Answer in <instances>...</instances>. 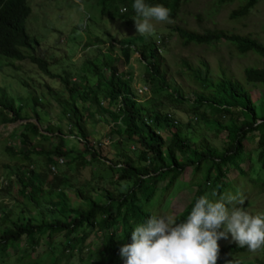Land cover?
<instances>
[{
	"label": "trees",
	"instance_id": "trees-1",
	"mask_svg": "<svg viewBox=\"0 0 264 264\" xmlns=\"http://www.w3.org/2000/svg\"><path fill=\"white\" fill-rule=\"evenodd\" d=\"M184 1L145 0V3L163 5L170 10L173 18ZM223 1L231 0H217L218 3ZM256 1L238 0L236 6L228 11V17L234 20L246 16ZM133 3L134 0L97 1L101 17H116L125 23L135 17ZM120 6L124 7L122 12L118 11ZM29 12L26 0H0V55L17 60L27 58L44 74L50 77L57 75L68 99L65 102L68 108L63 111L68 120V132L83 140L84 149L90 148L86 145L89 134L86 128L87 117H93L97 112L112 121L113 128H110V132L121 136L116 142L132 144L135 157L131 158L121 151V160H105L106 167L115 176L108 182L116 185V190L105 188L104 199L100 200L91 194L94 184L87 186V190L75 189L79 200L74 204L67 203L68 196L62 189L66 181L64 176L54 173L47 180L45 173L39 174L32 168L27 172L18 169L14 178L18 185L15 191L25 201L17 209L14 218L11 217L14 211L0 207V260L9 259L17 264H52L55 261L59 264L58 257L63 251L69 255L73 252L86 255L84 239L90 231H98L101 245L96 250L97 264H118L122 261L119 249L122 245L131 243V231L154 215L152 208L159 202L161 195L173 185H179L180 174L187 166L190 167L191 177L186 182L183 181V184L194 188L189 201L173 216L177 222L186 220L200 196H210L213 190L222 194L226 191V183L232 179H236L237 185L242 188L243 196L254 187L262 188L254 184L249 189L246 177L248 167L243 169L240 163L249 156L244 143L248 137L253 136L256 138L255 158L260 167L264 168V95H260L257 102L250 95L252 87L264 89V66L244 65L240 71L243 76L241 81L223 69L216 76H210L207 64L202 61L197 67L185 64L193 83V97L188 106L192 112L201 109L200 117L204 124L223 132L224 146L218 149L203 137L191 141L181 136L171 113L150 109L141 104L131 85V72L120 71L114 64L113 60L118 58L123 64L128 62L131 54L137 52V59L143 64L144 83L155 84L156 89L164 91L169 100L187 101L177 86H172L163 79L165 68L159 52L163 44L160 36L133 34L121 37L118 39V56L103 54L101 65L106 69V75H102L97 62L89 61V69L83 70L96 75V80L89 81L85 75H79L80 72L75 74L78 75L77 80H72L67 72L54 74L49 70L48 65L54 58L46 59L33 53L34 45H38V42L24 28ZM172 30L183 45L215 44L222 40L231 44L239 55L264 56V45L250 33H239L221 27L195 31L178 25L173 26ZM29 50L32 52L29 53ZM102 99H106V105L101 104ZM77 100L81 101L79 105ZM37 103L38 97L35 95L31 96V102L15 103L0 86V123L23 120L18 132L22 150L16 152L6 146L8 152L12 155L19 154L23 159L34 151L37 154L44 153L47 169L53 166V170L59 164L53 158L54 155L69 157L71 161L79 157L77 163L81 165L99 160L93 151L89 152L86 159L80 151L75 153L71 147H65V136L60 128L46 125L40 130L36 123L39 121L35 111ZM25 105L30 108L31 114L24 110ZM206 110L210 117L205 116ZM163 129L169 133L163 136ZM51 136L57 138L54 146L48 150L34 149L33 140H48ZM231 169L236 170V176L226 178ZM262 180L261 186H264V178ZM161 181L164 184L159 185ZM89 182L92 181L88 180L86 183ZM3 183L7 185L6 181ZM150 202H154V206L147 208ZM31 209L33 211H28ZM41 240L44 241L42 251L30 256V251L35 250ZM21 242L25 245L21 246ZM9 247H15V253L7 258L3 253ZM219 250L217 264H225L226 260H231L232 264H252L251 260L244 259L251 253L247 247L241 248L236 243L228 242L219 245ZM258 251H264V247ZM88 256L94 255L89 252ZM48 257H51L52 262Z\"/></svg>",
	"mask_w": 264,
	"mask_h": 264
},
{
	"label": "rangeland",
	"instance_id": "rangeland-1",
	"mask_svg": "<svg viewBox=\"0 0 264 264\" xmlns=\"http://www.w3.org/2000/svg\"><path fill=\"white\" fill-rule=\"evenodd\" d=\"M98 0H26L30 6V12L27 15L24 28L30 37H34L38 45H34V54H40L46 59L54 58L48 65L49 70L54 74L68 73L70 79L77 80L76 72L79 75H85L89 81L96 80V75L83 70L89 69V61L97 62L102 75L107 71L101 65L103 54L110 53L111 57L119 55L118 39L128 35L137 34L135 32L133 20L123 22L122 20L109 17H101L99 12ZM238 0L229 2L223 1L218 3L217 0H185L181 3L176 15L171 18V23H154V32L149 35H158L163 44L160 48L162 63L164 64L163 79L166 83L177 86L187 101L176 102L169 100L164 91H158L155 84H148L142 81L143 64L137 59V52H133L128 62L121 61L120 58L114 59L113 62L121 71L129 70L131 72V85L134 92L139 97V101L145 107L150 109H159L171 113L176 121L178 132L191 141H197L199 138H205L218 149L224 146L223 132L206 126L202 117L201 109L192 112L188 103L193 97L192 85L185 64L197 67L199 62H205L209 68L210 76L219 74L220 69L226 73H231L235 78L243 80L240 73L244 65L264 66V56L256 57L253 54L239 55L233 46L225 41H218L215 44H186L180 43V40L172 30L175 25L202 31L204 28L221 27L239 33H250L255 36L264 45V0H257L250 8L246 16L235 18L228 17V11L235 7ZM158 40V39H157ZM155 42H157L155 40ZM98 50V51H97ZM29 53L32 50L28 51ZM202 66H200L201 68ZM0 86L5 89L15 103L31 102V96L38 97V103L35 111L39 121H35L40 130L46 125L58 127L64 134L65 147H71L73 152L80 151L81 155L88 159L89 152L96 153L99 160H91L88 164L81 165L77 163L80 159L77 157L71 161L69 157L53 156L59 163L55 165L54 170L47 169L44 153H29L28 158L23 159L19 154H11L5 147L9 146L14 151H21L22 148L18 142V132L23 120H16L7 123H0V207L8 208L14 211L11 217L14 218L19 206L24 204V199L15 189L18 187L15 181V175L18 169L27 172L29 169L37 173H45L46 179L49 180L55 173L65 177V184L62 186L64 193L68 196V204H74L79 200L75 195V189L87 190L94 184L91 191L93 197L103 200L105 188L116 190V185L110 184L108 180L114 178L112 172L106 167V161L121 160L122 153L135 157L132 152V144L125 141L116 142L121 139L117 133L110 132L112 121L107 116L100 115L97 112L93 117H87L86 128L89 131L86 137V145L89 149H84L85 143L76 135L69 134L67 129V116L63 111L68 108L65 102L68 101L66 91L57 75L50 77L44 74L40 68L31 63L27 58L17 60L6 58L0 55ZM144 86L141 92L137 88ZM250 95L257 102L260 95H264L262 87L250 88ZM79 105L81 101L77 100ZM102 105H106V99L101 100ZM113 105L110 107L112 108ZM24 110L29 114L32 113L30 108L25 105ZM206 117H210L206 110ZM75 132V131H74ZM169 131L161 130L164 136ZM76 134V133H74ZM110 135H112L110 137ZM33 140L34 149L48 150L57 142V138ZM256 138L250 136L244 143V147L249 151V156L245 157L240 163L243 169L248 167L246 177L248 178L249 189L252 185L262 187L253 188L246 196H243L242 188L237 185L236 179L226 183L225 193L233 195L241 193L244 198L243 208L252 215H264V186H261L264 178V168L260 167L256 160L255 151ZM63 160V163H60ZM106 160V161H105ZM250 165V166H249ZM236 170L231 169L227 172L226 178L235 177ZM191 177L190 167L184 168L180 174L178 183L173 185L167 192L161 195L160 200L154 206V202L147 204V208L154 206L152 211L154 215H167L171 218L178 213L182 207L189 201L192 190L183 184ZM6 180L7 185H3ZM14 180V181H11ZM88 180L92 182L86 183ZM164 184L163 181L159 185ZM5 186V187H4ZM88 186V187H87ZM159 190V189H158ZM157 190V191H158ZM248 191V190H246ZM216 199L218 197H211ZM145 208V207H143ZM146 209V208H145ZM33 211V209L28 210ZM1 222V221H0ZM84 247L90 250L93 257L89 260H95L96 250L100 244L99 232L90 231L84 239ZM232 242L231 235L227 239L218 240V245ZM21 246L25 243L21 242ZM20 246V245H19ZM44 247V241L35 250L30 251V256L41 252ZM15 253V247H9L3 255L10 258ZM63 251L58 259L59 264H78L81 259H86L85 255H79L76 252L71 253ZM51 261V257H48ZM46 261H49V260ZM88 259V258H87ZM244 259L252 261V264H264V251L249 253ZM42 262L44 255L42 256ZM0 264H17L12 263L9 259L0 260ZM47 264V263H45ZM52 264H57L56 261ZM86 264H92L86 262Z\"/></svg>",
	"mask_w": 264,
	"mask_h": 264
},
{
	"label": "clouds",
	"instance_id": "clouds-1",
	"mask_svg": "<svg viewBox=\"0 0 264 264\" xmlns=\"http://www.w3.org/2000/svg\"><path fill=\"white\" fill-rule=\"evenodd\" d=\"M132 8L135 32L139 35H151L155 30L153 21L172 22L170 10L161 4L134 0ZM123 10V6L118 8L119 12ZM210 196L218 198L200 196L182 222L167 215L149 216L131 231V243L119 249L122 261L118 264H217L218 240L227 239L229 234L238 247H247L250 252L264 247V215L246 211L241 194H218L213 190ZM89 252L87 249L88 259H81L78 264L98 263L89 260ZM225 264L232 261L226 260Z\"/></svg>",
	"mask_w": 264,
	"mask_h": 264
},
{
	"label": "built area",
	"instance_id": "built-area-1",
	"mask_svg": "<svg viewBox=\"0 0 264 264\" xmlns=\"http://www.w3.org/2000/svg\"><path fill=\"white\" fill-rule=\"evenodd\" d=\"M138 90V92H141L143 89H145V87L144 86H141V87H138L137 88ZM60 159V161H61V158H59ZM52 169H53V166L51 167Z\"/></svg>",
	"mask_w": 264,
	"mask_h": 264
}]
</instances>
